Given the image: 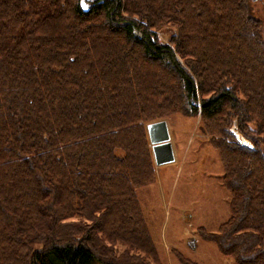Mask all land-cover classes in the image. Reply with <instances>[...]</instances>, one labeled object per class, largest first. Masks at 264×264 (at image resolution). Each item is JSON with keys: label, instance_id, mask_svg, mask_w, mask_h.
Listing matches in <instances>:
<instances>
[{"label": "trees", "instance_id": "obj_1", "mask_svg": "<svg viewBox=\"0 0 264 264\" xmlns=\"http://www.w3.org/2000/svg\"><path fill=\"white\" fill-rule=\"evenodd\" d=\"M80 2L0 0V264H161L137 191L156 182L146 125L177 114L199 116L230 196L227 220L199 236L264 264V37L250 0Z\"/></svg>", "mask_w": 264, "mask_h": 264}, {"label": "rangeland", "instance_id": "obj_2", "mask_svg": "<svg viewBox=\"0 0 264 264\" xmlns=\"http://www.w3.org/2000/svg\"><path fill=\"white\" fill-rule=\"evenodd\" d=\"M91 1L83 0L86 6H82L81 0L84 11ZM249 6L252 15L261 21L264 37V0H250ZM170 34L168 26L156 31L164 43H168ZM166 124L174 161L155 166L156 182L137 191L161 264H179L171 248L199 264H235L197 232L199 227L216 232L229 216L230 196L221 182L223 170L218 153L198 129L199 116L172 115L166 118ZM234 135L239 143L251 144L240 133Z\"/></svg>", "mask_w": 264, "mask_h": 264}, {"label": "water", "instance_id": "obj_3", "mask_svg": "<svg viewBox=\"0 0 264 264\" xmlns=\"http://www.w3.org/2000/svg\"><path fill=\"white\" fill-rule=\"evenodd\" d=\"M151 154L155 166L168 164L174 161L168 128L165 120H159L146 125ZM253 148V145H249ZM194 247V245L192 244Z\"/></svg>", "mask_w": 264, "mask_h": 264}, {"label": "snow or ice", "instance_id": "obj_4", "mask_svg": "<svg viewBox=\"0 0 264 264\" xmlns=\"http://www.w3.org/2000/svg\"><path fill=\"white\" fill-rule=\"evenodd\" d=\"M82 6H86V5H83V0H82Z\"/></svg>", "mask_w": 264, "mask_h": 264}]
</instances>
